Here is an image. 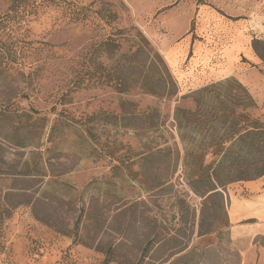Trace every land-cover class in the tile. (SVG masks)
<instances>
[{"label": "rangeland", "instance_id": "1", "mask_svg": "<svg viewBox=\"0 0 264 264\" xmlns=\"http://www.w3.org/2000/svg\"><path fill=\"white\" fill-rule=\"evenodd\" d=\"M138 30L177 95L119 91ZM229 78L264 97V0H0V264H264V236L240 232L255 221L231 222L237 183L224 209L142 160L189 149L176 110ZM152 109L158 132L90 120Z\"/></svg>", "mask_w": 264, "mask_h": 264}, {"label": "trees", "instance_id": "2", "mask_svg": "<svg viewBox=\"0 0 264 264\" xmlns=\"http://www.w3.org/2000/svg\"><path fill=\"white\" fill-rule=\"evenodd\" d=\"M137 35L136 60H128L118 68L119 91L125 92L133 77L132 81L147 94L177 95L176 83L166 67L164 74L148 67L150 43L139 30ZM259 43L255 40V46ZM154 56L160 57L157 53ZM190 97L194 108L177 109L174 122L181 142L191 147L184 148L182 154L157 146L147 151L142 160L152 162L157 170L165 168L170 176L182 167L188 177L187 185L195 194L215 199L218 206L226 209L229 205L226 190L230 185L264 176V121L253 115L257 104L246 86L235 78L212 83ZM103 119L137 131L158 132L163 125L157 109L122 116L98 113L90 117L91 121Z\"/></svg>", "mask_w": 264, "mask_h": 264}, {"label": "crops", "instance_id": "3", "mask_svg": "<svg viewBox=\"0 0 264 264\" xmlns=\"http://www.w3.org/2000/svg\"><path fill=\"white\" fill-rule=\"evenodd\" d=\"M255 93H258V96ZM255 93L251 95L254 96L253 98L256 100V102L264 104V97L260 92V89H258ZM236 186V191H234L231 195V222L238 223L241 220H254L255 223L253 225H250L249 227H246L247 229H243L242 231H240L244 232V235L242 236L246 235L245 232H247V234H250L251 237H255L258 235L264 236V227H261L264 226V218H262V216L264 215V176L255 181L237 183ZM242 193H245V195H247L248 193L261 195L258 200L259 203L263 206H261L260 208L257 207L256 210H253L252 206L246 205L247 199L240 196ZM238 230L239 229L235 228L231 230V234L235 239H239L240 237H242L238 236ZM248 255H250V252H248Z\"/></svg>", "mask_w": 264, "mask_h": 264}]
</instances>
